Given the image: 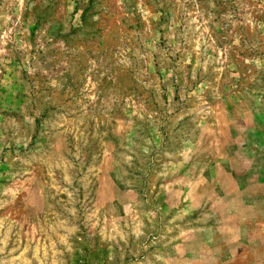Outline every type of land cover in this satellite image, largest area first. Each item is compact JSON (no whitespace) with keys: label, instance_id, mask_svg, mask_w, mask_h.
<instances>
[{"label":"rangeland","instance_id":"obj_1","mask_svg":"<svg viewBox=\"0 0 264 264\" xmlns=\"http://www.w3.org/2000/svg\"><path fill=\"white\" fill-rule=\"evenodd\" d=\"M0 264H264V0H0Z\"/></svg>","mask_w":264,"mask_h":264}]
</instances>
